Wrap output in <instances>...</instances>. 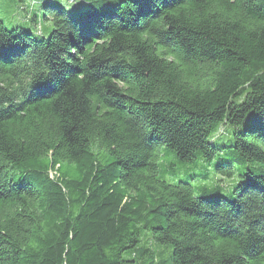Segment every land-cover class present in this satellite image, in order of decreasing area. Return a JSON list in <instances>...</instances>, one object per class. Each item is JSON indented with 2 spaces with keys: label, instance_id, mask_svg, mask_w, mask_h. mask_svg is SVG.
<instances>
[{
  "label": "trees",
  "instance_id": "16d2710c",
  "mask_svg": "<svg viewBox=\"0 0 264 264\" xmlns=\"http://www.w3.org/2000/svg\"><path fill=\"white\" fill-rule=\"evenodd\" d=\"M43 10L45 39L0 21V264H160L142 231L168 264H264V0ZM221 126L256 165L230 201L161 179Z\"/></svg>",
  "mask_w": 264,
  "mask_h": 264
},
{
  "label": "rangeland",
  "instance_id": "374dc122",
  "mask_svg": "<svg viewBox=\"0 0 264 264\" xmlns=\"http://www.w3.org/2000/svg\"><path fill=\"white\" fill-rule=\"evenodd\" d=\"M85 1L0 0V21L8 30L19 26L24 32L33 33L37 39L41 40L49 37L52 29V23L43 18L45 4L62 7L69 16H73L79 11H84ZM29 18H37L36 26L28 20ZM233 130L234 128L230 126H221L212 134L211 142L218 151L208 162L198 159L192 164H183L176 159L173 152L163 148L159 161V170L163 171L160 173L161 179L168 184L179 182L188 184L196 197L221 198L230 201L232 191L238 184L240 176L246 170L256 166L252 162L243 160L232 148ZM137 248L151 252L156 262L168 264L170 248L154 244L150 240L149 232H141ZM127 258L130 256L125 255L124 259ZM146 261H151V256H147Z\"/></svg>",
  "mask_w": 264,
  "mask_h": 264
}]
</instances>
